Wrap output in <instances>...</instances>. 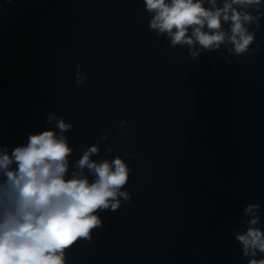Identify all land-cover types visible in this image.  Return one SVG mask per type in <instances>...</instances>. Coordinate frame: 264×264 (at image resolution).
Here are the masks:
<instances>
[{
  "label": "clouds",
  "instance_id": "obj_1",
  "mask_svg": "<svg viewBox=\"0 0 264 264\" xmlns=\"http://www.w3.org/2000/svg\"><path fill=\"white\" fill-rule=\"evenodd\" d=\"M143 3L155 35L164 36L173 49L187 46L193 60L222 47L234 56L259 51L258 44L251 46L262 27L264 0ZM81 67L77 65V85L87 79ZM45 122L55 126L28 133L26 143L11 150L0 143V264H68L69 252L81 241L90 242L94 230L103 227L101 213L117 211L132 199L125 187L132 172L127 161L120 155L93 159L100 153V141L108 139L103 129L97 142L82 146L81 157L70 164L74 149L65 133L74 124L55 112ZM125 124L121 121L117 130L126 131ZM262 207L248 203L241 230L234 233L247 264H264Z\"/></svg>",
  "mask_w": 264,
  "mask_h": 264
}]
</instances>
